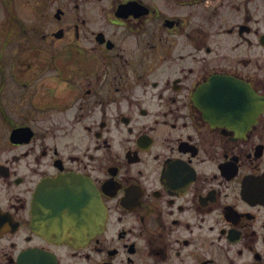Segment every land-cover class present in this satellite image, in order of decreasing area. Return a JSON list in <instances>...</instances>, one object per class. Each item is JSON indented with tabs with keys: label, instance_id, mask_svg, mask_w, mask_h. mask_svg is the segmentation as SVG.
Returning <instances> with one entry per match:
<instances>
[{
	"label": "flooded vegetation",
	"instance_id": "obj_1",
	"mask_svg": "<svg viewBox=\"0 0 264 264\" xmlns=\"http://www.w3.org/2000/svg\"><path fill=\"white\" fill-rule=\"evenodd\" d=\"M0 264H264V0H0Z\"/></svg>",
	"mask_w": 264,
	"mask_h": 264
},
{
	"label": "water",
	"instance_id": "obj_2",
	"mask_svg": "<svg viewBox=\"0 0 264 264\" xmlns=\"http://www.w3.org/2000/svg\"><path fill=\"white\" fill-rule=\"evenodd\" d=\"M87 193H91V189H90L89 186L87 187ZM104 222H105V217L103 216L102 219H99V220L97 221V224L100 226V225L103 224Z\"/></svg>",
	"mask_w": 264,
	"mask_h": 264
}]
</instances>
